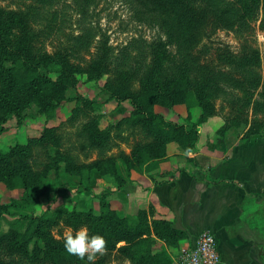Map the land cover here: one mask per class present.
<instances>
[{"label":"trees","instance_id":"16d2710c","mask_svg":"<svg viewBox=\"0 0 264 264\" xmlns=\"http://www.w3.org/2000/svg\"><path fill=\"white\" fill-rule=\"evenodd\" d=\"M32 1L23 10L0 9V121L5 115L20 113L30 103L46 118L55 117L64 102L72 103L74 115L82 108L99 107L85 97L67 98L64 92L79 83L80 76L95 81L111 72L109 38L92 26L83 27L48 52L44 41L56 30L55 12L50 11L53 2ZM76 1L84 13L94 0ZM122 1L136 15L148 13V21L157 31L151 41H142L148 49V65L138 80L137 90H131L127 79L119 77L124 71L127 75L136 73L130 66L116 65V84L107 81L104 85L111 98L130 101L132 111L125 121L147 138L134 144L130 157L122 159L126 175H119L116 170L117 189L131 181L130 171L141 172L151 160L164 158L169 143H176L184 153L193 152L199 128L215 115L219 98L229 96L230 107H238L234 126L247 125L245 135H264V75L259 70V51L249 36L254 28L251 23L258 18L259 29L264 32V0ZM37 21H47L41 40L32 31L31 24ZM210 29L244 34V45L238 53L227 46L209 52L203 48L202 39ZM97 36L98 40H94ZM154 105H185L188 110L197 108L199 114L192 117L189 112L186 123L176 124L155 112ZM82 131L93 148L102 147L108 137L98 118L86 121ZM33 145H46L53 150L59 145V137L54 129L44 127L39 138L0 151V184L8 192L0 203V219H12L7 230L0 231L1 248L32 264H88L86 259L81 261L65 251V236L53 235L52 230L62 222L72 230L87 227L90 235H102L106 240L105 253H115L117 260L172 264L171 250L179 246L185 235L174 229L169 219L155 216L151 205L133 214L113 211L105 197L100 198L98 210H68L63 206L50 209L42 205L45 193L56 196L66 191L67 184L62 181L65 175L79 178L72 185L75 193L89 191L90 171L95 169L104 175L114 170L112 159L72 164L70 157H59L50 179L48 170L33 173L25 162ZM104 263V255L95 261Z\"/></svg>","mask_w":264,"mask_h":264},{"label":"rangeland","instance_id":"374dc122","mask_svg":"<svg viewBox=\"0 0 264 264\" xmlns=\"http://www.w3.org/2000/svg\"><path fill=\"white\" fill-rule=\"evenodd\" d=\"M52 2L53 5L50 11L55 12L56 30L45 39L46 50L51 52L56 45L65 42L71 33L76 34L80 28L92 26L96 30L98 29L100 34H104L109 38L111 47L110 68L112 70L95 81H89L86 80V76H80V82L68 87L64 92L67 98L85 97L94 101L99 107L92 109L82 108L78 114L74 115L71 111L72 103L64 102L58 108L55 117L46 118L39 113L35 104L30 103L24 106V109L18 114L5 115L0 121V151H6L9 147H13L16 144L25 145L28 140L39 138L44 127L52 128L59 137V145L53 150L46 145H33L30 147L25 162L30 166L33 173L48 170L50 179H52L56 159L65 156L71 158L72 164H90L98 160L112 159L114 170H108L104 175H99L95 169L91 170L89 191L80 194L75 193L72 187V185L74 186L78 183L79 178L76 175H65L62 181L67 184L66 191L56 196L45 193L41 197L42 205L50 209L63 206L68 210L72 208L82 211L90 208L98 210L100 198L105 197L113 211L124 209L125 213L132 214L127 208H123L116 199V170L119 175H126V167L122 159L130 157L134 144L144 142L147 138L138 128L131 127L125 121V118L132 111L130 101H117L111 98L109 91L104 88V85L107 81H113L116 84V71L114 72L116 65L118 67L130 66L129 68L134 69L136 73L127 75L124 71V75L119 77H124L120 78V80L127 79L131 90H137L138 80H141L148 65V57H146L148 49L147 46L142 44V41H151L156 35L157 27H153L148 21V13L141 12L136 15L129 4H125L122 0H94L84 13L80 12L76 0H52ZM29 4H33V1L0 0V9L23 10ZM46 23L47 21H37L36 24H31L33 33L40 35L39 40L43 37L41 30ZM251 25L254 28L252 32L250 31V41L259 51L261 59L259 70L264 75V32L259 29V18L258 21H253ZM243 35L231 30L210 29V31L204 33L205 37L202 39L204 41L202 46L209 52H212L218 46L221 48L227 46L231 51L238 53L242 44L244 45ZM98 38L97 36L94 40H98ZM93 50L91 49V52ZM228 97L219 98L215 103L216 113L212 117H219L222 120V125L217 130V139L221 140L225 135H230L235 137V139L260 137L255 134H246V136L247 125L234 126V123H237V118L235 117L238 107H230ZM153 109L163 115L166 120L176 124L186 123L184 120L189 112L192 117L199 114L197 108L194 107L188 110L185 105L172 108L154 105ZM248 115H250L249 112ZM94 118H98L100 127L108 131L105 144L99 148L89 146L87 136L82 131L83 124ZM205 126L202 131V136L204 137L211 134L210 129ZM171 144L177 145L174 142ZM177 150L176 147L170 146L168 151L174 154L164 161L162 165V158L151 160V164L145 165L148 170L147 173H151L149 169L154 168L157 170L161 168L160 165L164 167L162 168L163 170L184 169L190 166L191 164L188 163L189 158L186 157L185 159L175 155L179 152ZM133 172L130 171L129 180L132 179ZM163 179H167V176L163 177ZM11 194L17 195L16 193ZM7 196L8 192L0 184V203ZM11 220L9 217H2L0 219V231H6ZM71 230L69 226L60 222L52 232L55 237L59 238L60 235L66 236ZM104 256V264H130L128 261L117 260L115 253H105ZM1 262L5 264H32L25 258L0 247V264H2Z\"/></svg>","mask_w":264,"mask_h":264},{"label":"crops","instance_id":"0c3cea01","mask_svg":"<svg viewBox=\"0 0 264 264\" xmlns=\"http://www.w3.org/2000/svg\"><path fill=\"white\" fill-rule=\"evenodd\" d=\"M221 125L219 117L203 123L193 152L167 144L161 165L174 154L168 151L172 146L179 151L177 157L189 158L190 166L163 170L160 165L149 169L150 174L144 166L133 172L127 185L116 189V199L132 214L151 205L155 216L169 219L174 229L184 233L179 246L171 250L172 258L209 231L220 256L217 264H264V136L225 135L218 140ZM204 126L211 131L205 137Z\"/></svg>","mask_w":264,"mask_h":264},{"label":"clouds","instance_id":"9594fccd","mask_svg":"<svg viewBox=\"0 0 264 264\" xmlns=\"http://www.w3.org/2000/svg\"><path fill=\"white\" fill-rule=\"evenodd\" d=\"M65 251L81 261L87 260L88 264H95L98 256L106 251V240L102 235H90L87 227L69 231L63 239Z\"/></svg>","mask_w":264,"mask_h":264},{"label":"built area","instance_id":"2783aa9c","mask_svg":"<svg viewBox=\"0 0 264 264\" xmlns=\"http://www.w3.org/2000/svg\"><path fill=\"white\" fill-rule=\"evenodd\" d=\"M219 260L214 235L203 231L194 246L182 249L172 258V264H217Z\"/></svg>","mask_w":264,"mask_h":264}]
</instances>
